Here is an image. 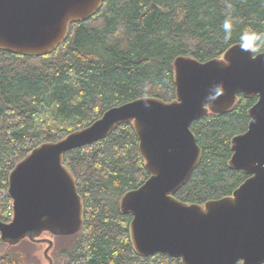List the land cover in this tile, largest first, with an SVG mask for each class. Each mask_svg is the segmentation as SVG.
I'll return each mask as SVG.
<instances>
[{
    "label": "trees",
    "instance_id": "obj_1",
    "mask_svg": "<svg viewBox=\"0 0 264 264\" xmlns=\"http://www.w3.org/2000/svg\"><path fill=\"white\" fill-rule=\"evenodd\" d=\"M226 19L232 24L229 39ZM246 29L264 34V0H104L93 16L71 23L65 41L46 56L0 51V221L9 223L12 215L8 175L32 150L133 100L172 102L176 58H222L243 44ZM250 49L263 53L264 42ZM255 102L239 95L230 112L209 113L191 124L202 156L175 194L178 201L204 205L230 196L247 179L227 163L230 141L247 130V111ZM63 165L84 204L83 226L73 236L46 234L53 264H180L164 254L139 257L131 247L132 217L120 212L119 202L149 177L131 124L67 152ZM36 245L45 246L23 240L8 248L0 240V264H40Z\"/></svg>",
    "mask_w": 264,
    "mask_h": 264
},
{
    "label": "water",
    "instance_id": "obj_2",
    "mask_svg": "<svg viewBox=\"0 0 264 264\" xmlns=\"http://www.w3.org/2000/svg\"><path fill=\"white\" fill-rule=\"evenodd\" d=\"M104 0H0V51L46 56L65 41L71 23L93 16ZM175 99L139 98L107 110L89 127L56 143H45L17 163L7 178L11 221H0L8 248L23 240L45 245L49 234L67 237L83 226L84 204L75 179L63 165L67 152L110 136L131 124L148 179L125 193L120 212L131 215L128 234L142 258L164 254L180 264L264 263V52L243 44L222 58L173 62ZM256 98L247 130L230 141L229 169L247 179L230 196L204 205L185 204L175 194L198 167L202 152L190 130L207 116L230 112L238 96Z\"/></svg>",
    "mask_w": 264,
    "mask_h": 264
},
{
    "label": "clouds",
    "instance_id": "obj_3",
    "mask_svg": "<svg viewBox=\"0 0 264 264\" xmlns=\"http://www.w3.org/2000/svg\"><path fill=\"white\" fill-rule=\"evenodd\" d=\"M231 28H232L231 20L226 19L223 24V29L225 32V39L230 38ZM242 40H243V48L247 50L252 47H257L262 42H264V34H259L250 29H246L242 36Z\"/></svg>",
    "mask_w": 264,
    "mask_h": 264
},
{
    "label": "rangeland",
    "instance_id": "obj_4",
    "mask_svg": "<svg viewBox=\"0 0 264 264\" xmlns=\"http://www.w3.org/2000/svg\"><path fill=\"white\" fill-rule=\"evenodd\" d=\"M10 221H11V219H10ZM42 238L50 239V237L48 235H44V236H42ZM44 248H45V246H41V245H36V247L34 248L35 249L34 257H35V259H37V262L40 264H47L43 258ZM51 256H52V254H51Z\"/></svg>",
    "mask_w": 264,
    "mask_h": 264
},
{
    "label": "bare ground",
    "instance_id": "obj_5",
    "mask_svg": "<svg viewBox=\"0 0 264 264\" xmlns=\"http://www.w3.org/2000/svg\"><path fill=\"white\" fill-rule=\"evenodd\" d=\"M264 264V263H263Z\"/></svg>",
    "mask_w": 264,
    "mask_h": 264
}]
</instances>
